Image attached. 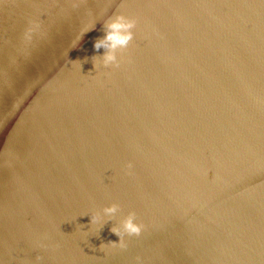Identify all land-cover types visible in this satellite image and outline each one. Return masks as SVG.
<instances>
[{
    "label": "water",
    "instance_id": "water-1",
    "mask_svg": "<svg viewBox=\"0 0 264 264\" xmlns=\"http://www.w3.org/2000/svg\"><path fill=\"white\" fill-rule=\"evenodd\" d=\"M0 264H264V0H0Z\"/></svg>",
    "mask_w": 264,
    "mask_h": 264
},
{
    "label": "clouds",
    "instance_id": "clouds-1",
    "mask_svg": "<svg viewBox=\"0 0 264 264\" xmlns=\"http://www.w3.org/2000/svg\"><path fill=\"white\" fill-rule=\"evenodd\" d=\"M30 26L26 28L23 33V41L28 44L33 39V34L37 33L40 29V23L31 21ZM136 26L135 19L128 18L121 14H116L110 17L108 21L103 24V36L97 38L94 41L93 47L96 51L104 49L102 55L99 56L100 64L104 67H119V61L117 60V52L123 51L133 40V29ZM95 68L96 65L93 64ZM126 174L131 175L130 170L132 164L125 165ZM118 210L117 205L113 204L104 209L105 215L111 218L116 214ZM90 223L96 224L99 222V217L91 214ZM144 225L137 222L135 212H129L128 215L122 221L121 227L113 226L110 228V232L118 237V241H109L107 244L101 243L100 250H104L107 246L111 249L124 250L127 248L125 236L138 237L140 236ZM43 247V245H41ZM39 259V257H37ZM139 262V257L136 258Z\"/></svg>",
    "mask_w": 264,
    "mask_h": 264
}]
</instances>
